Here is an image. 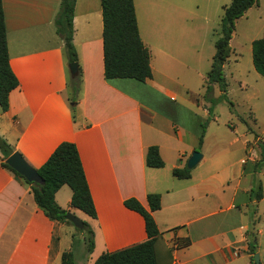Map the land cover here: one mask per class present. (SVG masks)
<instances>
[{
  "label": "crops",
  "instance_id": "0c3cea01",
  "mask_svg": "<svg viewBox=\"0 0 264 264\" xmlns=\"http://www.w3.org/2000/svg\"><path fill=\"white\" fill-rule=\"evenodd\" d=\"M1 1L18 85L7 111L0 108V136L35 171L61 142L75 144L96 218L71 208L67 186L55 193V201L93 232V249L83 263L144 242L143 217L124 202L135 198L148 209L147 195L158 193L160 208L152 217L170 264H256L255 253L264 264V170L254 171L261 159L256 139L247 130L233 135L235 125H228L230 138L208 136L206 126L198 147L207 114L199 93L210 68L199 72L196 64L209 17L223 14L231 0H133L139 35L150 52L152 77L145 82L105 79L100 0H75L72 43L80 75L75 93L54 23L60 0ZM249 15L263 31L264 0L235 20L234 31ZM174 64L194 65L197 77L190 83ZM151 145L158 147L161 168L145 164ZM193 150L202 158L189 177L173 176ZM256 179L262 191L253 201ZM25 180L3 166L0 153V264H62V254L75 251L69 226L37 206ZM73 264H79L75 254Z\"/></svg>",
  "mask_w": 264,
  "mask_h": 264
},
{
  "label": "trees",
  "instance_id": "16d2710c",
  "mask_svg": "<svg viewBox=\"0 0 264 264\" xmlns=\"http://www.w3.org/2000/svg\"><path fill=\"white\" fill-rule=\"evenodd\" d=\"M256 0H231L223 8L220 20V37L215 41V52L212 56L210 70L204 81V98L210 103L208 113L212 114L213 106L218 100L213 98V86L216 85L221 93L220 100L227 101L226 81L223 67L230 54V39L234 31V22L240 18ZM75 0H60L54 23L57 35L62 39L68 64L77 63V53L72 43L73 11ZM102 16V44L103 66L105 79H133L145 82L152 77L150 67V52L144 45L139 35L137 18L133 0H100ZM251 60L254 71L264 79V30L261 38L251 43ZM80 81V75L70 78L72 91L75 93ZM18 85L9 64V53L5 29V19L0 0V108L7 111L9 107V94ZM205 127L199 136L198 147L204 138ZM247 132L256 139L261 150V159L255 163V173L264 170V141L258 139L257 134L250 128ZM0 153L3 166L22 177L8 164L6 159L14 153L11 146L0 136ZM145 164L151 168H161L164 163L159 155L158 147L151 145L147 148ZM41 182L39 188L31 189L34 202L46 214L58 222H65L66 210L62 209L55 201V193L67 186L71 190L70 206L91 218H96V211L81 160L74 143L61 142L51 153L44 164L36 170ZM190 169L186 166L175 168L172 175L179 179L189 177ZM261 183L255 180L250 191V200L257 201L261 198ZM148 209H145L135 198L126 199L124 205L137 213L144 220L147 239L132 247L112 253L99 255L93 264H170L169 250L166 248L161 233L157 229L152 212L160 208V195L151 193L147 195ZM83 229L88 234V251L93 249V232L83 222ZM253 235L248 233V247L254 253L255 242ZM183 242L181 245L186 246ZM73 255L64 252L61 257L62 264H73Z\"/></svg>",
  "mask_w": 264,
  "mask_h": 264
},
{
  "label": "rangeland",
  "instance_id": "374dc122",
  "mask_svg": "<svg viewBox=\"0 0 264 264\" xmlns=\"http://www.w3.org/2000/svg\"><path fill=\"white\" fill-rule=\"evenodd\" d=\"M209 23L205 28V38L201 47V62L196 64L199 72H207L214 55V43L220 37V20L222 12L211 14ZM258 21L253 15L248 19H242L236 23L233 37L230 41L229 58L224 64L223 73L226 87L227 101L220 100L221 93L217 86H213V98L218 100L213 106L212 114L208 113L210 103L204 98V87L201 88L199 97L204 103L207 114L201 124V130L206 126L208 136L231 137L228 125H235L233 135L240 136L250 128L253 133L264 138V79L257 74L252 66L251 43L255 39L261 38L263 31L258 28ZM148 23V22H147ZM173 23V21H172ZM149 24V23H148ZM201 26V24H200ZM253 39L251 42L250 40ZM174 50H177L174 48ZM191 52L195 54L193 49ZM174 71L179 74V69L184 74L185 79L191 83L193 76H196L194 65L189 64L185 68L174 64ZM197 77V76H196ZM188 82V83H189ZM187 84V83H186ZM204 84V83H203ZM197 86V81L189 87L187 97L191 93L192 86ZM249 135H251L249 133ZM69 212V211H68ZM69 226L72 240V249L77 258V263L85 262L88 251V234L84 229H77L69 221L64 222ZM73 257L74 254L71 251Z\"/></svg>",
  "mask_w": 264,
  "mask_h": 264
},
{
  "label": "water",
  "instance_id": "95a60500",
  "mask_svg": "<svg viewBox=\"0 0 264 264\" xmlns=\"http://www.w3.org/2000/svg\"><path fill=\"white\" fill-rule=\"evenodd\" d=\"M68 71L71 77H75L78 74V66L76 62L68 64ZM202 155L199 151L193 150L191 151L190 157L186 162V167L188 169L194 168L198 162L201 160ZM6 164H8L12 169H14L17 173H19L22 177H24L28 182H30L32 187L39 188V184L41 182L39 176L37 175L36 171L33 170L27 163L23 160V158L16 152L11 154L6 159ZM65 219L72 223L74 227L77 229H83V221L79 219L75 214L70 212H66ZM254 262L259 264L258 254H254Z\"/></svg>",
  "mask_w": 264,
  "mask_h": 264
},
{
  "label": "built area",
  "instance_id": "2783aa9c",
  "mask_svg": "<svg viewBox=\"0 0 264 264\" xmlns=\"http://www.w3.org/2000/svg\"><path fill=\"white\" fill-rule=\"evenodd\" d=\"M234 255H237V252H235Z\"/></svg>",
  "mask_w": 264,
  "mask_h": 264
}]
</instances>
